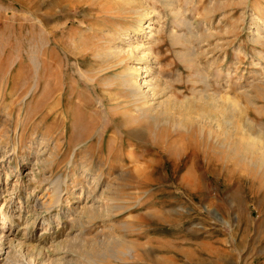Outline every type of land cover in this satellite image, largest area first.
I'll return each instance as SVG.
<instances>
[{
  "label": "rangeland",
  "instance_id": "rangeland-1",
  "mask_svg": "<svg viewBox=\"0 0 264 264\" xmlns=\"http://www.w3.org/2000/svg\"><path fill=\"white\" fill-rule=\"evenodd\" d=\"M170 1L182 24L163 0H0L6 264H264V0ZM143 7L149 53L121 63ZM129 66L148 67L155 110L136 108ZM84 162L104 163L96 189ZM58 186L52 216L35 209Z\"/></svg>",
  "mask_w": 264,
  "mask_h": 264
},
{
  "label": "bare ground",
  "instance_id": "bare-ground-1",
  "mask_svg": "<svg viewBox=\"0 0 264 264\" xmlns=\"http://www.w3.org/2000/svg\"><path fill=\"white\" fill-rule=\"evenodd\" d=\"M166 4H168L167 6H169L170 8H171V12H172V14H173V16H175V19L178 21V20H180V23L182 24L184 21H186V20H183V18H181L182 17V15H181V13L182 12H180L181 10H179L178 9V6H177V4H175L174 5V3L173 2H171L170 0L168 1V0H163ZM137 2V1H136ZM164 2H163V4H164ZM176 2V1H175ZM130 3V2H129ZM148 3V2H147ZM153 7V6H152ZM255 7V6H254ZM144 8V7H143ZM151 9H149V7L146 9V8H144L143 10L141 9H137L136 10V13H141V16L143 15V14H147L146 15V21H145V24H143V26L139 29V30H137L134 34H128L127 35V37L125 38L126 39V42H127V50H126V52H124V55H125V58L122 60V62L121 63H126V61L127 60H129V59H132V58H134V57H136L137 55L140 57L139 58V61L141 60H144V57H145V55L147 54V52H148V50H149V48L147 47V46H144L143 44H142V40L145 38V36L148 34H150L151 35V33H152V31H153V23H154V21H155V13H154V10H151ZM142 11H143V13H142ZM139 16V15H138ZM140 16V17H141ZM140 17H138V18H140ZM145 17V16H144ZM184 17V16H183ZM143 18V17H142ZM259 18V17H258ZM258 18H253L252 19V21H251V24H252V22H254V25H250V28H252V27H255L256 25H258V27L256 28V36H254L255 37V39H254V42L255 43H261V41L262 40H264V21H260V22H262V26L260 27L259 26V24H260V22L258 21ZM144 19V18H143ZM186 19V18H185ZM139 22V21H138ZM141 22V21H140ZM139 22V23H140ZM258 23V24H257ZM187 24V23H186ZM193 24V23H192ZM145 25V26H144ZM189 25V24H188ZM139 27V26H138ZM189 27V26H188ZM155 30V29H154ZM192 31V30H191ZM190 31V32H191ZM161 32V31H160ZM159 32V33H160ZM251 33H253V32H251ZM153 34V33H152ZM185 34V33H184ZM190 34V33H189ZM195 34V33H194ZM254 34V33H253ZM192 35H193V33H192ZM191 35V36H192ZM186 36V35H185ZM145 44V43H144ZM123 48V47H122ZM112 51H115V50H111V52ZM121 51V50H120ZM122 52V51H121ZM115 53V52H114ZM118 53V52H117ZM149 53V52H148ZM119 54V53H118ZM120 55V54H119ZM137 58V57H136ZM142 67V66H141ZM147 66H145V67H142V68H140L139 70H137L136 69V67L134 68L133 66L131 67V66H129L128 68H126V69H124V72H126L125 74H124V78H125V82H126V84H129V86H128V88H129V92H131L132 93V95H133V97L135 98V103L137 104L138 102H143V105H141V106H136V108L138 107V109H140V111H149V110H155V108H157V107H159V106H156L157 104H156V101H154L153 100V96H152V99H151V95H153L156 91H155V89L152 87L153 86V84H151L147 79H145V77H146V72H147ZM140 71L139 73H141V75L138 77V79H136L135 77H134V73L136 74V72L135 71ZM261 77V76H260ZM263 79V78H262ZM49 84V83H48ZM155 95V94H154ZM212 96V95H211ZM215 97V96H214ZM213 97V98H214ZM217 97V96H216ZM47 99H48V97H47ZM216 99H218V98H214L213 100H215L216 101ZM49 100H51V99H49ZM169 100H171V99H169ZM218 101V100H217ZM216 101V102H217ZM232 101V100H231ZM171 102V101H170ZM182 102H184V101H182ZM211 103H212V101H211ZM139 104V103H138ZM178 104V103H177ZM177 104H175V105H177ZM215 104V103H214ZM164 105H165V103H164ZM179 105V104H178ZM190 105V104H189ZM55 106H56V104H55ZM232 106L236 109V106H237V104L236 103H233L232 102ZM165 107V106H164ZM169 106H167V108H168ZM189 107V106H188ZM187 107V109H185L186 111H189V108ZM214 107L215 108H218V107H216V105H214ZM165 112H163V114H167L168 113V111L167 110H164ZM21 112V111H20ZM189 117H188V115L187 114H184V119H188ZM183 120V119H182ZM229 123L231 124V122L229 121ZM180 125L184 128V129H187V126H188V122L187 121H183V123L181 124L180 123ZM231 128V127H230ZM233 128V127H232ZM2 129V128H1ZM242 130H244V129H242ZM245 132V131H244ZM210 134L211 135H214V132L213 131H210ZM214 139H215V142L216 143H218V141H219V134H217L216 133V135L213 137ZM246 138V137H245ZM41 139H43V140H41V144H43V141H44V138L42 137ZM249 139H250V137H249ZM256 139V138H255ZM246 141H247V139H246ZM253 141V140H252ZM40 142V141H39ZM47 143V142H46ZM220 143V142H219ZM249 146H251V147H257V149L258 148H260V150H261V147L263 148V146L260 144V143H258V142H256V140H255V142L254 143H248V142H246ZM229 147H228V149L230 148L231 150H239L240 148H238L237 146H232V145H230V144H227ZM224 145H220V147H223ZM219 148V147H218ZM12 150H15V148H12ZM114 151V150H113ZM241 151V150H240ZM10 152V150L9 151H6V156L8 155V153ZM15 153V157H16V155H17V153H16V151H14ZM38 153V152H37ZM36 153V154H37ZM117 153V152H116ZM89 153H88V151H85V155L83 156V158H85V157H87V156H89L88 155ZM39 153H38V157H36L35 158V160H34V162H35V164L34 165H37L38 164V161H39ZM53 157V156H52ZM4 158V157H3ZM23 158V157H22ZM21 158V159H22ZM88 159V158H87ZM23 160V159H22ZM3 161H4V159H3ZM88 160H86V162H87ZM47 162V161H46ZM104 164V163H103ZM103 164L101 163V164H99L98 166H96V175H93V173H91V169H90V165H92V164H85V162L84 163H82V174H83V177L85 178V179H87L89 182H90V180H91V182L89 183V185H90V187H93L94 189H96L97 187H98V184L100 183V181H99V178H100V172L103 170L102 168L104 167L103 166ZM33 165V166H34ZM103 166V167H102ZM11 167V165L10 166H7V168L6 169H8L7 171V179H9V176L10 175H12L11 173H12V170L13 169H11L10 168ZM16 169V168H15ZM102 169V170H101ZM17 170H19L20 171V169H18V166H17ZM95 170V169H94ZM22 174V173H21ZM0 181H1V173H0ZM59 182V179L57 180V183ZM55 186V185H54ZM53 186V187H54ZM83 186V185H82ZM60 188L61 187H59L58 186V188H56L55 190H54V193H53V195H52V192H50L51 193V195L50 194H48V196H47V194H43V196H40L39 198H37V201H36V207H35V209H37L38 210V208H40V209H43V210H45L47 213H49L51 216H52V213H51V211L53 210L54 211V209L57 207V206H59V204L61 203V201H62V192H61V190H60ZM91 191H89L88 193H90ZM21 201V200H20ZM97 204V203H96ZM23 206H21V208H22ZM60 208V207H59ZM35 211V210H34ZM56 214V213H55ZM54 214V221L53 222H57V221H59V220H61V216H60V214H59V212H57V214L55 215ZM14 215L15 214H12V215H10V216H8V221H9V223H8V225L5 227V228H2V227H0V264H6L7 263V261H8V259L10 260V256H11V252H12V248L14 247V240H13V238L11 237V235L13 234V232H14V227H13V224H12V219L14 218ZM52 218V217H51ZM51 218H48V219H43V224H45V221L47 222L48 221V223H49V225H50V221H51ZM55 219H57V220H55ZM52 220H53V218H52ZM1 226V225H0ZM45 260V259H44ZM44 262V261H43Z\"/></svg>",
  "mask_w": 264,
  "mask_h": 264
}]
</instances>
